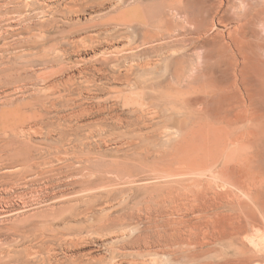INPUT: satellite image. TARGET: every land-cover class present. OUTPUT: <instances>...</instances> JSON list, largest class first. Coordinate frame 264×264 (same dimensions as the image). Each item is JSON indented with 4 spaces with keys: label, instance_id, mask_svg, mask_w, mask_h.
Segmentation results:
<instances>
[{
    "label": "rangeland",
    "instance_id": "rangeland-1",
    "mask_svg": "<svg viewBox=\"0 0 264 264\" xmlns=\"http://www.w3.org/2000/svg\"><path fill=\"white\" fill-rule=\"evenodd\" d=\"M211 1L0 0V264H264V125L217 130L238 84L175 42Z\"/></svg>",
    "mask_w": 264,
    "mask_h": 264
},
{
    "label": "bare ground",
    "instance_id": "bare-ground-1",
    "mask_svg": "<svg viewBox=\"0 0 264 264\" xmlns=\"http://www.w3.org/2000/svg\"><path fill=\"white\" fill-rule=\"evenodd\" d=\"M212 1H211V3H212ZM262 3H263L262 4L263 6H261V12L262 11L264 12V0H262ZM253 4H254V2H253ZM211 5H210L211 8L210 7L208 8V10H207L208 12L207 13L214 15L217 18L218 23H221V24H223L224 27H226L225 31L224 32H210V33L207 32L206 33L207 30L204 27V25H205V23L207 21V18H204V17L208 15L206 13V15L203 17L204 22L203 21L202 22L198 21L197 23L196 22L193 23V26H185V25H183L181 29L180 28H176V29H178L177 30L178 32L177 33L172 32L173 35L176 34L178 36V37H176V41L175 42H179L180 43V42L187 41V43L189 45L194 46V47H196L197 45H201V46L209 45V46H211L213 48V51L216 52L215 56L217 58H215V59H216L217 66L215 67V70H216V73L218 74V76L221 79L225 80V81L228 80V82L230 81L229 79L231 78L232 79V84H235V86L238 84L236 86V88H235V91L232 90L233 99H232V95L229 94V92L231 91L230 90L231 85L228 88H218V87H216V88L214 87V89L211 88L213 91H215V90L221 91V98L218 101L220 103H225L226 102L225 105H227V107L224 108V110H222L221 114L219 115V120L218 121H220V126L218 125L219 128H217V130L220 129V130L226 131V133H227V131H229V132H231L232 130L234 131V129H236V127L234 128L233 126H234V124L236 122H241V121H245V120L247 121V119H249L250 121L255 120V121L258 122V124H261V126H262V125H264V91H263V89L260 88L261 87L259 85L260 79L258 78L259 76H257L256 72H257V68L260 67V65L264 66V21H263V23H261L262 21L260 22V21H258L256 19L251 18V17L247 18L248 16L246 15L245 12L244 13L243 12H240V13H237V12L235 13L234 12L233 13L232 12V14H233L232 15L230 10H231V8H233V6H232V4L230 5V0H215V4L213 2V4H211ZM212 8L214 9V11L212 10ZM245 8L243 9V11L245 10ZM171 9H172L173 14L178 16V17L182 16V14L185 13V12H183V8L182 7H176L175 6V7H172ZM78 10H79V8H78ZM212 15H210V16H212ZM260 17H261V15H260ZM232 19L235 20V23H234L235 25L229 26V21L232 20ZM184 21L189 22L190 20L187 21V18H184ZM183 31H185V32H183ZM169 32L170 31H168V34H171ZM187 34H195V35H193L192 37H187L186 36ZM168 38H170V37H168ZM173 39H175V38H173ZM173 41H171V42H173ZM209 74H210V71H209ZM214 76H216V75H214ZM229 84H231V83H229ZM255 126H257V125H255ZM259 127H260V125H259ZM256 129L258 130V127H256ZM244 130H247V127ZM243 131H240V133L243 132ZM245 132H248V130L245 131ZM223 138H224V136H223ZM205 139H206V137H205ZM215 141H216V139H215ZM239 161H240V159H239ZM242 162H244V159H243ZM188 165L190 166L191 164L189 163ZM241 167H244V166H241ZM241 169H243V168H241ZM247 170H246V172H247ZM21 173H22V170H21ZM21 173H19V174H21ZM38 174H39V172H38ZM258 174L256 173V177L259 176ZM22 175H23V178H25V177L27 178L29 175H31V173L29 172V170H25L22 173ZM249 175L251 176L253 174L249 173ZM249 175L247 177V175L242 174V176L243 177L246 176V178H249ZM252 177L249 178V179H250V181L252 179L253 183L255 182L253 180H257L258 179V182H260V181H262L260 179L263 178V177L256 178L255 176H254V178H252ZM258 182H255L254 184L256 185V183H258ZM247 183H249V182H247ZM253 183H252V185H254ZM250 188H251V186H250ZM228 202H231V201H228ZM232 203H234V202H232ZM10 211H11L10 209L9 210H5V212H10ZM244 212H246V211H244ZM201 220H202V218H201ZM178 223L180 225V221H178ZM189 226L192 228L191 225H189ZM179 228H180V226H179ZM191 228L188 229V231L191 232V233L188 234V237L183 235L184 237H187V240L184 239V237L182 236V234H184V233L178 232L179 231L178 228H177L178 231L175 232L174 230H172L173 232H171L170 234L168 233L167 236L165 235V232L159 233L158 234V237H159L158 239L160 241H163V238H165L164 242L167 243L168 239L171 237L172 240H170V241H173V243H176V244H179V245H180V243H185V242L188 243V244H193V242H197L198 240L197 241L194 240L195 237L193 239L192 231L194 229L193 228L191 229ZM198 229H199V226H198ZM195 231H197V230H195ZM195 233H197V232H195ZM195 233H193V234L197 235ZM197 244H198V242H197ZM173 245H175V244H173Z\"/></svg>",
    "mask_w": 264,
    "mask_h": 264
}]
</instances>
